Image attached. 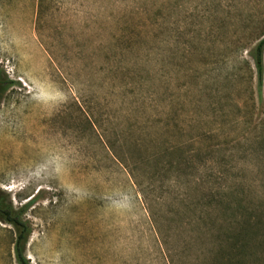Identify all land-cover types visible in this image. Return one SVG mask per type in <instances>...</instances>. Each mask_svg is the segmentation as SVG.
Instances as JSON below:
<instances>
[{
  "label": "rangeland",
  "instance_id": "374dc122",
  "mask_svg": "<svg viewBox=\"0 0 264 264\" xmlns=\"http://www.w3.org/2000/svg\"><path fill=\"white\" fill-rule=\"evenodd\" d=\"M263 38L264 0H0V197L30 264H214L201 210L264 199Z\"/></svg>",
  "mask_w": 264,
  "mask_h": 264
},
{
  "label": "trees",
  "instance_id": "16d2710c",
  "mask_svg": "<svg viewBox=\"0 0 264 264\" xmlns=\"http://www.w3.org/2000/svg\"><path fill=\"white\" fill-rule=\"evenodd\" d=\"M264 38L252 53L259 76L262 71ZM4 84L0 76V88ZM225 191V192H223ZM214 203L199 215L197 233L210 247L214 264H264V199H256L246 189L240 192L227 187ZM212 198V197H211ZM210 199V202L213 201ZM0 221L12 226L16 264H30L25 256L30 229L10 201L0 197Z\"/></svg>",
  "mask_w": 264,
  "mask_h": 264
}]
</instances>
